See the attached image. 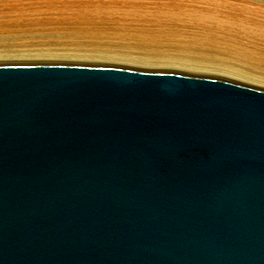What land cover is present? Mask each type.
I'll use <instances>...</instances> for the list:
<instances>
[{"label":"water","instance_id":"obj_1","mask_svg":"<svg viewBox=\"0 0 264 264\" xmlns=\"http://www.w3.org/2000/svg\"><path fill=\"white\" fill-rule=\"evenodd\" d=\"M0 264H264V90L0 65Z\"/></svg>","mask_w":264,"mask_h":264},{"label":"rangeland","instance_id":"obj_2","mask_svg":"<svg viewBox=\"0 0 264 264\" xmlns=\"http://www.w3.org/2000/svg\"><path fill=\"white\" fill-rule=\"evenodd\" d=\"M141 45L159 56L172 52L185 57L200 51L212 64L264 75V0H0V53L17 55L0 57V65L79 64L170 71L264 90V84L221 71L59 57L122 55ZM39 51L59 56H35Z\"/></svg>","mask_w":264,"mask_h":264},{"label":"bare ground","instance_id":"obj_3","mask_svg":"<svg viewBox=\"0 0 264 264\" xmlns=\"http://www.w3.org/2000/svg\"><path fill=\"white\" fill-rule=\"evenodd\" d=\"M134 49H136V51H134ZM134 49L131 52L125 51L122 55H115L114 52H99L98 54L83 53V54H66V55L59 56L52 52H42V51L34 53V55L41 56V55L47 54L44 56H59V57H66V58H69L71 56L73 58H85L88 60H97V59L113 60V61H120V62H128L130 64H140L142 66H150L151 68H154V67L165 68V67L174 66L177 68H186L189 70H196L198 72L221 71V72H227L230 74H234L236 76H239L241 78H244L254 83L264 84V75L253 73L245 69H238V68H233L230 66H224L222 64L220 65L212 64L208 58L202 57V52L200 51L189 52L188 54H186L185 57H183V55H177L172 52L163 53L162 56H159V53L157 51L148 52L147 51L149 49L148 45H141V46L135 47ZM11 56L14 57L17 55H12V53H0L1 59L2 58L6 59ZM21 56H24V55H21ZM114 56H120V57H114ZM3 65H7V64H3ZM93 66H97V65H93ZM110 67H113V66H110ZM129 70H134V69H129ZM136 71H140V70H136ZM177 74H181V73H177ZM184 75H187V74H184ZM190 76H194V75H190ZM233 83H236V82H233ZM237 84H240V83H237ZM241 85H244V84H241Z\"/></svg>","mask_w":264,"mask_h":264}]
</instances>
